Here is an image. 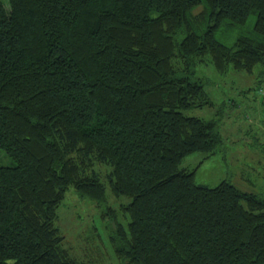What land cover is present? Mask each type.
Masks as SVG:
<instances>
[{
    "label": "trees",
    "instance_id": "obj_1",
    "mask_svg": "<svg viewBox=\"0 0 264 264\" xmlns=\"http://www.w3.org/2000/svg\"><path fill=\"white\" fill-rule=\"evenodd\" d=\"M203 65L264 82V0H0V264H85L57 224L71 187L120 264H264V197L181 166L228 139L187 113L213 106Z\"/></svg>",
    "mask_w": 264,
    "mask_h": 264
},
{
    "label": "rangeland",
    "instance_id": "obj_2",
    "mask_svg": "<svg viewBox=\"0 0 264 264\" xmlns=\"http://www.w3.org/2000/svg\"><path fill=\"white\" fill-rule=\"evenodd\" d=\"M253 22L254 18L243 28L244 32ZM239 32L220 31L218 38L232 45ZM197 69L214 103L212 107L195 108L187 113L217 119L221 133L228 139L217 153L209 156L204 152L192 153L181 166L195 170L199 184L214 187L228 180L243 191L264 197V82L258 84L257 78L246 71L229 69L222 74L213 65ZM0 164L8 165L11 161L5 156ZM103 180L108 181L106 174ZM108 194L111 205L130 202L125 196H113L110 190ZM58 213L57 224L73 257L85 264H120L110 243L109 221L102 217V209L94 201L80 197L71 187Z\"/></svg>",
    "mask_w": 264,
    "mask_h": 264
}]
</instances>
